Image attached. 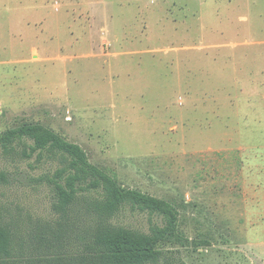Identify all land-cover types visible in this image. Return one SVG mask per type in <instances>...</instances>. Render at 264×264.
Returning a JSON list of instances; mask_svg holds the SVG:
<instances>
[{
    "label": "rangeland",
    "instance_id": "rangeland-1",
    "mask_svg": "<svg viewBox=\"0 0 264 264\" xmlns=\"http://www.w3.org/2000/svg\"><path fill=\"white\" fill-rule=\"evenodd\" d=\"M23 124L176 206L184 241L158 264H264V0H0V132ZM15 146L0 148L13 261L79 264L98 196L58 210L59 160ZM108 224L162 222L123 209Z\"/></svg>",
    "mask_w": 264,
    "mask_h": 264
},
{
    "label": "trees",
    "instance_id": "trees-1",
    "mask_svg": "<svg viewBox=\"0 0 264 264\" xmlns=\"http://www.w3.org/2000/svg\"><path fill=\"white\" fill-rule=\"evenodd\" d=\"M15 145L22 147L27 159L37 154L40 162L46 155L59 160L61 167L48 179L54 185L58 210L66 213L80 194L98 196L92 208L101 222L81 237L86 254L79 256V264H158L164 255L159 245L184 241L173 203L121 186L116 178L93 165L79 145L39 124L0 132L4 154L13 153ZM1 179L5 180L4 175ZM123 209L158 217L162 224H153L147 234L108 224ZM15 240L14 230L0 221V264H17L13 261Z\"/></svg>",
    "mask_w": 264,
    "mask_h": 264
}]
</instances>
